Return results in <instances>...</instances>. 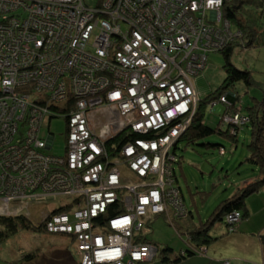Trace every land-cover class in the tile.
<instances>
[{
	"label": "built area",
	"instance_id": "obj_1",
	"mask_svg": "<svg viewBox=\"0 0 264 264\" xmlns=\"http://www.w3.org/2000/svg\"><path fill=\"white\" fill-rule=\"evenodd\" d=\"M97 4L0 0V217L68 199L41 223L72 241L78 264H143L157 252L149 221L187 215L171 152L201 100L194 77L239 32L223 0ZM57 114L63 156L48 154L53 135L42 132ZM238 116L224 121L242 126ZM124 132L139 137L110 156ZM239 219L224 220L231 231Z\"/></svg>",
	"mask_w": 264,
	"mask_h": 264
},
{
	"label": "rangeland",
	"instance_id": "obj_2",
	"mask_svg": "<svg viewBox=\"0 0 264 264\" xmlns=\"http://www.w3.org/2000/svg\"><path fill=\"white\" fill-rule=\"evenodd\" d=\"M84 1L89 6H94L96 3H98V7L102 6V0ZM244 9L249 8L244 7ZM235 29L236 27L232 25L233 34ZM240 37L241 34L238 33L231 39L230 43L238 41ZM224 49L205 53L207 65L204 70L198 72V76L194 77V86L200 95L199 100L213 93L222 85L225 74L222 69L223 54L221 51ZM241 51L237 48V51L230 58L231 63L238 70L247 69L251 71V76L259 82L260 89L256 87L246 88L242 82H238L235 83V87L222 90L219 98H225L227 103L218 102L219 99L211 100L204 109V114L207 113L205 124L212 129L222 128L223 132H226L227 129L232 131V125L226 124L225 118L228 115H242L244 108L253 106V97L258 100L262 98L261 95L264 92V48L251 49L244 53ZM238 95L240 99H238ZM213 103L216 105L211 111H208ZM247 115H242L243 120L238 116V123L246 121L243 124L246 125L249 120ZM218 122L220 123L218 124ZM47 125H49L48 128ZM65 130L66 122L63 116L53 118L43 126L42 132L45 137L48 136V133L53 135V147L48 154L64 155ZM249 141L248 130L244 128L238 130L236 143L226 135L217 133L196 141L194 145H186L183 141L179 142L177 155L180 157V162L174 165V170L177 185L184 198L185 208L192 215L189 221L195 224L205 223L224 200L233 196L237 188L244 186L247 180H249L248 182L256 181L255 178L259 176V169L246 161L248 157L246 146ZM218 146L224 148V155H220ZM66 200L68 199L31 205L28 208V219L34 225L42 224L41 221L46 212L61 207ZM26 213V211L22 212L25 216ZM215 224L219 229L226 231L224 219ZM174 226L168 223L165 216H158L149 221L143 234L146 241L161 249L170 246L179 251L187 246L185 244L187 236L184 227H178L177 230L175 228L177 225ZM1 233H4V229L0 226ZM64 248L68 249L72 263H78V255L67 237L20 229L14 234L5 235V237L0 236V264L23 259V257L20 258V255H33L34 259L30 264H68L61 257L60 250ZM154 262L153 264H157V260Z\"/></svg>",
	"mask_w": 264,
	"mask_h": 264
},
{
	"label": "trees",
	"instance_id": "obj_3",
	"mask_svg": "<svg viewBox=\"0 0 264 264\" xmlns=\"http://www.w3.org/2000/svg\"><path fill=\"white\" fill-rule=\"evenodd\" d=\"M244 7H248L249 9H244ZM222 17L227 20V22H229L231 33V26L234 25L236 27L235 32H239L241 37L238 41H232V43L229 42L224 47L225 49L221 51L223 54L222 69L225 74L222 85L219 89L200 100L198 103L197 112L193 117L189 128L177 140L171 154L176 159H178V161L175 163L178 164L180 162V157L177 155L179 142L183 141L186 143V145H194L196 141L208 137L211 134L217 133L219 135H226L234 143H236L238 130L245 128L248 130L250 137V141L246 146L248 150V157L246 158V161L255 165L259 169V176L255 178L256 181H252L241 188H237L233 196L224 200L220 204L218 209L212 215L213 218L211 216V218L205 221V223L199 222L198 224H195L192 221H189V219L192 218V215L186 208L187 215L183 219H173L171 222H169L165 217L170 225H177V227L174 226L177 230L178 227H184V232L187 236L185 244L187 246L184 249L176 251L175 249H172L168 246L161 249L157 247V245L153 244L157 248V259L162 264H177L189 256L203 254L204 246L215 240L209 235V232L214 224L221 221L222 219H225L226 215L233 213L234 211L238 212L240 215L238 223L245 219L248 215L246 200L251 195L257 193L264 185V92L262 93V98L260 100L255 97L252 98L253 106L246 108L242 106L244 108L242 115L245 116L248 114V123L242 126L232 125V131L227 129L226 132H223L222 128L212 129L209 126H206L205 119L207 116L204 117V109L206 105L211 100H218L221 95V91L228 89V87H235V83L242 82L246 88H259L260 84L252 78L251 71L247 69L243 71L238 70L231 63L230 58L234 52L237 51V48L242 50L241 52L247 51L248 49L259 50L264 48V0H223ZM238 99H240L239 95ZM54 111L55 113L60 112L58 110ZM53 118H55V116H53L52 119ZM219 121L221 122V120ZM220 122H218V124ZM228 126L230 125H227L226 127ZM138 137V135L130 134L129 132H124L119 135L116 139L106 144L107 150L110 152V156H113L112 145L120 147L127 140ZM210 146L215 147L216 145ZM218 147L220 155H224V148L221 146ZM174 179L175 184L178 187L176 176ZM179 190L182 196L181 189L179 188ZM182 199L184 204L183 196ZM64 211L65 209L52 210L53 214ZM28 218L29 216L27 217L23 214L8 217L1 216L0 226L4 229V233H1L0 236L5 237V235L14 234L20 229L32 232H45L43 224L34 225ZM238 223L234 225L231 231L225 223L227 232H236ZM259 242L261 245L264 261V234L259 235ZM22 257L23 259L21 260L7 262L6 264H22V262L30 264L34 259L33 255L21 256L20 258ZM67 263L72 264V261L67 260Z\"/></svg>",
	"mask_w": 264,
	"mask_h": 264
},
{
	"label": "crops",
	"instance_id": "obj_4",
	"mask_svg": "<svg viewBox=\"0 0 264 264\" xmlns=\"http://www.w3.org/2000/svg\"><path fill=\"white\" fill-rule=\"evenodd\" d=\"M248 181L245 183H250ZM246 206L248 215L238 223L236 232L228 233L215 224L209 232L215 240L204 246L203 254L189 256L177 264H264L259 242V235L264 234V185L246 200ZM60 253L63 260H72L67 248L61 249ZM155 260L157 264H162L157 255L143 264H153Z\"/></svg>",
	"mask_w": 264,
	"mask_h": 264
},
{
	"label": "bare ground",
	"instance_id": "obj_5",
	"mask_svg": "<svg viewBox=\"0 0 264 264\" xmlns=\"http://www.w3.org/2000/svg\"><path fill=\"white\" fill-rule=\"evenodd\" d=\"M198 107V106H197ZM184 133L181 134V136L183 135Z\"/></svg>",
	"mask_w": 264,
	"mask_h": 264
},
{
	"label": "clouds",
	"instance_id": "obj_6",
	"mask_svg": "<svg viewBox=\"0 0 264 264\" xmlns=\"http://www.w3.org/2000/svg\"><path fill=\"white\" fill-rule=\"evenodd\" d=\"M52 212V211H51Z\"/></svg>",
	"mask_w": 264,
	"mask_h": 264
}]
</instances>
